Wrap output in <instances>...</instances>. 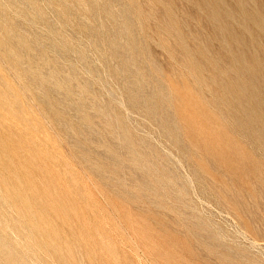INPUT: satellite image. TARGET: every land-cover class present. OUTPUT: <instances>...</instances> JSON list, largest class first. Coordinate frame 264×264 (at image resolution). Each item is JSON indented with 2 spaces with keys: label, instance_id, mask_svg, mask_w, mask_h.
I'll use <instances>...</instances> for the list:
<instances>
[{
  "label": "rangeland",
  "instance_id": "rangeland-1",
  "mask_svg": "<svg viewBox=\"0 0 264 264\" xmlns=\"http://www.w3.org/2000/svg\"><path fill=\"white\" fill-rule=\"evenodd\" d=\"M0 264H264V0H0Z\"/></svg>",
  "mask_w": 264,
  "mask_h": 264
},
{
  "label": "bare ground",
  "instance_id": "bare-ground-1",
  "mask_svg": "<svg viewBox=\"0 0 264 264\" xmlns=\"http://www.w3.org/2000/svg\"><path fill=\"white\" fill-rule=\"evenodd\" d=\"M231 86H229V89H231L232 90V84H230ZM233 87H235V86H233ZM235 88H238L239 89V92H241L242 93V91L243 90H245V87L244 88H240V87H235ZM237 90V89H236Z\"/></svg>",
  "mask_w": 264,
  "mask_h": 264
}]
</instances>
